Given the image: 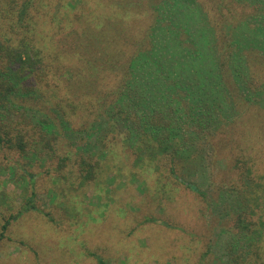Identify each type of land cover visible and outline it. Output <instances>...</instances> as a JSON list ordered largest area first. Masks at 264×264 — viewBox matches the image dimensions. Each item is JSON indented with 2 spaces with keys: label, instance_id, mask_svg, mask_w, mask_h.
Wrapping results in <instances>:
<instances>
[{
  "label": "trees",
  "instance_id": "16d2710c",
  "mask_svg": "<svg viewBox=\"0 0 264 264\" xmlns=\"http://www.w3.org/2000/svg\"><path fill=\"white\" fill-rule=\"evenodd\" d=\"M79 1L70 17L62 0H0L1 148L61 170L75 161L90 181L102 161L82 151L109 157L108 120L137 152L168 159L178 179L177 161L196 158L229 96L264 126V109L249 104L264 97V23L254 22L264 21V0Z\"/></svg>",
  "mask_w": 264,
  "mask_h": 264
},
{
  "label": "rangeland",
  "instance_id": "374dc122",
  "mask_svg": "<svg viewBox=\"0 0 264 264\" xmlns=\"http://www.w3.org/2000/svg\"><path fill=\"white\" fill-rule=\"evenodd\" d=\"M62 1L60 11L75 16L80 1ZM59 9L52 4V15L63 16ZM227 103L196 158L177 161L181 179L168 159L120 140L127 131L113 134L108 120L100 136L101 145L114 138L109 157L99 147L82 151L102 161L90 181L74 156L61 170L58 160L36 162L0 145V264H264V126L249 121L238 98ZM249 104L263 110L264 97Z\"/></svg>",
  "mask_w": 264,
  "mask_h": 264
}]
</instances>
